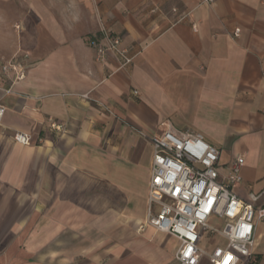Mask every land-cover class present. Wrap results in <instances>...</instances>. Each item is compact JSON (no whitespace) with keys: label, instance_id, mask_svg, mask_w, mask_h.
Here are the masks:
<instances>
[{"label":"crops","instance_id":"crops-1","mask_svg":"<svg viewBox=\"0 0 264 264\" xmlns=\"http://www.w3.org/2000/svg\"><path fill=\"white\" fill-rule=\"evenodd\" d=\"M104 32L122 38L132 64L112 52L97 60L92 40ZM0 48V264H83L84 231L110 230V192L132 178L148 215L153 148L128 122L203 134L223 174L243 156L234 191L264 206V0H0ZM26 55L25 78L2 73ZM145 235L128 251L112 246L107 264H176L175 236L152 225ZM240 264H264V219Z\"/></svg>","mask_w":264,"mask_h":264},{"label":"built area","instance_id":"built-area-1","mask_svg":"<svg viewBox=\"0 0 264 264\" xmlns=\"http://www.w3.org/2000/svg\"><path fill=\"white\" fill-rule=\"evenodd\" d=\"M214 3L215 0H198ZM196 27V25H194ZM236 28L234 36H239ZM97 60L103 61L112 52L119 67L133 63L135 54L122 45V38L104 32L94 38ZM15 56L4 61L2 73L13 82L26 76L24 59ZM137 93V91H135ZM6 107L0 104V121ZM50 127L62 131L63 125L51 120ZM153 148L149 182L147 221L159 231L170 233L179 241L176 264H240L251 260L256 225L264 219V206L240 197L234 186L242 182L243 156L236 157L221 171V149L198 132L176 133L170 127L160 132L135 128ZM16 140L28 145L29 133L17 132ZM252 200L258 198L251 193ZM158 206V210H156ZM205 234L216 237L204 246Z\"/></svg>","mask_w":264,"mask_h":264},{"label":"rangeland","instance_id":"rangeland-1","mask_svg":"<svg viewBox=\"0 0 264 264\" xmlns=\"http://www.w3.org/2000/svg\"><path fill=\"white\" fill-rule=\"evenodd\" d=\"M135 128L145 130L128 122V129L132 134H136L139 137L140 146L142 148L148 147L150 143L148 139L141 136ZM147 216L145 188L141 182V178H132V181L126 186L123 192H118V190L110 192V230L84 231L82 236V263L96 264L95 261H99V264H107L110 262V258L118 254V252H110L112 246L116 245L117 249H127L128 251L130 247L127 245L124 246L123 243H130L138 237L147 239L145 235L146 230L151 226L147 221ZM87 218L91 220L90 216ZM37 220L41 222L42 217H37L36 221ZM41 234L42 232L36 233L37 239L42 238ZM73 234L74 233L70 232L61 233V238L67 239L68 242H74V238L72 237ZM167 234L170 235V233ZM78 238L77 236V240ZM215 239L216 237H208V235L205 234V240L203 241L204 246L208 243H213Z\"/></svg>","mask_w":264,"mask_h":264},{"label":"trees","instance_id":"trees-1","mask_svg":"<svg viewBox=\"0 0 264 264\" xmlns=\"http://www.w3.org/2000/svg\"><path fill=\"white\" fill-rule=\"evenodd\" d=\"M96 38H99L98 36Z\"/></svg>","mask_w":264,"mask_h":264}]
</instances>
